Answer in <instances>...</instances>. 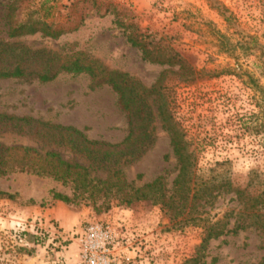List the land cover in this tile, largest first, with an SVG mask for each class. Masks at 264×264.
Returning <instances> with one entry per match:
<instances>
[{"label": "rangeland", "instance_id": "374dc122", "mask_svg": "<svg viewBox=\"0 0 264 264\" xmlns=\"http://www.w3.org/2000/svg\"><path fill=\"white\" fill-rule=\"evenodd\" d=\"M35 21L61 34L8 38L10 29ZM127 38L171 63L143 60ZM0 42L60 60L94 61L125 74L135 92L152 86L155 92L135 106L131 146L119 152L112 146L128 134V118L109 85L94 87L85 73L60 72L46 83L33 76L0 80V145L36 153L14 154L6 161L12 170L0 174V264H72L71 234L91 222H109L122 233L129 261L118 264H180L193 254L202 237L193 210L174 215L150 200L124 201L122 182L134 189L157 176L170 194L177 167L156 114L161 100L185 132L196 176L207 178L224 162L232 187L243 188L251 172L264 180V141L242 125L255 122L264 90V0H138L133 6L0 0ZM21 166L31 171L19 172ZM229 197L200 216L220 219L235 206ZM202 261L259 264L264 234L251 227L209 240Z\"/></svg>", "mask_w": 264, "mask_h": 264}, {"label": "trees", "instance_id": "16d2710c", "mask_svg": "<svg viewBox=\"0 0 264 264\" xmlns=\"http://www.w3.org/2000/svg\"><path fill=\"white\" fill-rule=\"evenodd\" d=\"M39 32L42 36L55 39L61 34V30H50L39 21L18 24L8 31V38H14L22 35H30ZM127 42L140 50L143 60L149 62L170 64L169 60H159L150 56L145 43L138 38H127ZM261 75L264 78V60H262ZM79 74L85 73L92 79V86L96 87L107 84L111 90L118 96V104L122 111L127 114L128 134L113 148H125L131 146V134L135 124V115L138 114L136 105L142 104V98L155 94L153 86L150 89H140L137 92L136 86L132 80L125 74L109 72L94 61H85L74 58L70 61L60 60L54 53L45 50L28 51L24 47L9 45L0 42V80L2 79H20L33 76L38 82L46 83L51 81L58 73ZM260 104L258 112L254 116V121L248 124H242L244 131H250L262 136L264 141V90L259 89ZM156 114L161 123V128L168 135V143L171 154L175 160L177 172L171 183L170 194L166 195L163 185V177L157 176L151 182L143 184L139 188L132 189L122 182L123 186L128 187L125 194V203L139 200H150L154 204H160L166 212L173 211L174 215H179L185 209L193 210L196 214L194 221L202 225V237L200 243L195 247L193 254L183 260L180 264H203V252L209 240H215L225 234H236L246 228L253 227L264 234V180H260L259 175L248 177L243 188L232 187V184L225 175L222 168L224 162L215 163L213 169H210V175L207 178H201L195 174V156L193 150H189V144L186 140L185 132L173 121L168 112L164 101L156 102ZM135 112V114H134ZM259 120L258 123L256 121ZM54 129L68 130V128L55 127ZM74 131V130H73ZM80 135L78 131H74ZM123 149H119L122 152ZM20 152L22 157L30 158L35 156L34 150L27 147H4L0 145V174L12 168L6 166V161L14 154ZM52 157V154H46V157ZM58 164L63 169H69V166L59 161ZM6 167V168H5ZM220 168V169H219ZM19 172L31 171L30 167L18 168ZM36 173H45L44 169L35 170ZM257 179L256 186L252 185L253 179ZM224 195H230L228 202L235 206L224 212L220 219L214 221L201 217L205 206H212L214 201ZM60 200L64 198L57 196ZM231 226L229 227L230 220ZM259 264H264V261Z\"/></svg>", "mask_w": 264, "mask_h": 264}, {"label": "built area", "instance_id": "2783aa9c", "mask_svg": "<svg viewBox=\"0 0 264 264\" xmlns=\"http://www.w3.org/2000/svg\"><path fill=\"white\" fill-rule=\"evenodd\" d=\"M72 1V0H67ZM121 6H133L138 0H109ZM76 244V260L72 264H118L128 262L120 230L109 222H91L71 234Z\"/></svg>", "mask_w": 264, "mask_h": 264}]
</instances>
